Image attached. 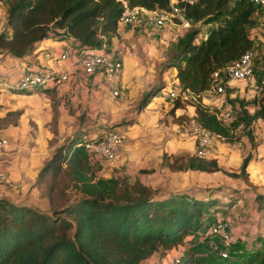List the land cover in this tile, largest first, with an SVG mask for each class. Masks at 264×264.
I'll return each mask as SVG.
<instances>
[{"label":"trees","instance_id":"16d2710c","mask_svg":"<svg viewBox=\"0 0 264 264\" xmlns=\"http://www.w3.org/2000/svg\"><path fill=\"white\" fill-rule=\"evenodd\" d=\"M181 1L192 22L212 25L206 39L196 42L198 30L179 39L164 64L179 80V93L172 113L185 102L180 97L189 91L201 98L217 71L254 50L251 27L257 24V7L249 0ZM7 5V28L0 33V54L23 61L45 39L69 40L77 49L103 48L112 52V41L119 35L125 2L130 7L149 10L170 9L171 0H0ZM96 75V74H95ZM91 75V76H95ZM166 83L145 93L138 108L143 111L166 88ZM50 90V89H46ZM21 93V90H13ZM34 93V92H33ZM28 94V93H25ZM32 94V93H29ZM200 100V99H199ZM243 108L232 124L224 123L217 113L200 101L194 105V119L200 127L230 142L233 129L245 128L264 118V106L253 114ZM0 91V121L2 119ZM116 129L114 127L106 130ZM94 138H71L56 148L52 158L39 172L40 180L51 179L50 191L60 175L69 177L77 199L44 212L7 197H0V264H142L158 252H170L200 234L203 227L217 222L216 200L197 198L185 192L158 194L140 181L103 177L95 172L94 155L87 143ZM252 154L238 170H225L216 158L186 154L163 156L171 171L220 172L236 179H249ZM154 168H141L151 174ZM258 210H264V194H257ZM233 244L232 256L203 261L194 252L183 264H264V250L255 248L240 255Z\"/></svg>","mask_w":264,"mask_h":264},{"label":"rangeland","instance_id":"374dc122","mask_svg":"<svg viewBox=\"0 0 264 264\" xmlns=\"http://www.w3.org/2000/svg\"><path fill=\"white\" fill-rule=\"evenodd\" d=\"M256 19L257 24L251 27V38L255 44L254 76L246 80L224 77L225 93L217 96L218 104L205 100L203 95L200 100L198 97L184 99L181 95L185 112L180 115L171 111L176 100L164 96L170 90H179L173 84L174 70L167 71L164 64L168 52L187 32L199 31L196 42L204 37L207 26L202 22H192L190 27L174 29L169 34L171 39L164 45L155 43L153 38L164 36L168 33V27L155 30L147 24L143 15L136 23L129 25L128 29L135 31L130 46L132 57L144 55L148 61V71L142 80L137 75L125 80V59L122 58L124 73L121 96L113 94L104 77L96 82L94 76L82 72L74 74L69 89H38L32 94L23 91L16 94L12 91L15 95L4 89L1 97L3 114L0 137L9 138L16 147L9 154L3 153L2 157L4 168L9 174L14 173L16 179L0 184V197L12 198L44 212L70 204L78 195L69 177L60 175L54 181L53 191H50L48 186L52 181H41L40 170L52 158L56 148L67 140L94 138L107 128L118 129L126 125L131 127V131L129 135L120 131L124 145L117 159L106 162L94 155V168L98 176L140 181L162 195L176 191L216 200L213 209L216 218L230 224L234 243L241 244L235 246L237 252L245 255L251 249L264 250V212L258 210L255 202L257 194H264V118L255 120L249 128L241 124L236 130L233 129L236 138L233 142L215 136L208 150L207 157L216 158L228 171L238 170L243 159L252 154L248 180L232 178L223 171H171L163 163L164 155L176 157L198 154L203 128L193 117L195 102L200 101L217 113L226 124L238 119L243 108L242 102L251 114L264 106V89L258 92L254 90V84L264 81V8H258ZM139 24H147L148 31L141 34L137 27ZM153 64L155 72L152 71ZM166 81L171 88H164L146 107L150 112L144 127L143 122L136 119L142 112L138 105L146 92ZM157 109L161 112L160 117H151ZM28 149L36 153H27ZM28 155L32 159H27ZM34 157L38 159L32 161ZM25 162L30 164L29 167ZM141 168H154L155 171L144 174L139 172ZM232 248L228 252L229 256H232ZM223 250V241L211 235L209 227L205 226L200 234L190 235L185 245L170 252H158L142 264H170L175 256L184 260L191 252L207 262L223 257Z\"/></svg>","mask_w":264,"mask_h":264},{"label":"built area","instance_id":"2783aa9c","mask_svg":"<svg viewBox=\"0 0 264 264\" xmlns=\"http://www.w3.org/2000/svg\"><path fill=\"white\" fill-rule=\"evenodd\" d=\"M183 1H187L191 4L196 2V0ZM249 1L252 2L257 9L264 8V0ZM185 9V6L181 5L180 0H171L170 9L167 10H149L139 6L130 7L125 2V9L120 18V24L129 26L136 23L140 19V16L143 15L149 26L156 28H186L191 26L192 21L186 17ZM254 58V50H247L238 61L225 68V77L229 80H246L253 77L255 65ZM58 60H72V68L61 71L52 66L40 69L26 67L22 75L15 81H10L7 76L0 71L1 95L4 89L8 91L17 89L27 92L28 94L37 92L38 89H69L74 74L78 72H82L89 76L102 73L108 84V88L113 94L115 96L122 95L121 84L124 73V63L121 57L113 52L107 51L105 47L81 49L66 48L59 54ZM223 78L224 76H222L219 71L213 74L211 87L203 94L205 100L214 101L217 104L219 103L217 96L225 93ZM263 89L264 81L260 84H254V90L256 92ZM164 96L174 101L178 98L179 91L173 89L165 93ZM182 96L184 99H189V97L195 98L189 91H183ZM219 118L221 119L220 116ZM215 136L221 137L209 130L203 129V136L200 139V149L197 152L199 156L207 157L212 139ZM123 145L124 138L120 131L118 129H110L105 130L101 134L100 140L88 142L87 149L91 154L105 159L106 162H111L119 157ZM10 147V139L0 137V184L8 183L11 180L9 172L4 168V160L2 157L3 153L10 150ZM229 227L230 224L223 219H217V222L209 227L210 234L223 241L224 250L222 256L224 258L229 257L228 252L235 242ZM170 264H183V259L180 256H175Z\"/></svg>","mask_w":264,"mask_h":264},{"label":"crops","instance_id":"0c3cea01","mask_svg":"<svg viewBox=\"0 0 264 264\" xmlns=\"http://www.w3.org/2000/svg\"><path fill=\"white\" fill-rule=\"evenodd\" d=\"M206 26H207V32L205 33L203 38H201L200 40L198 39L197 43H200L202 40L207 38L208 32H209L210 28L212 27V25H206ZM137 27H139L141 34H142V32L148 31L147 24H146V26L139 24ZM151 27H153V26H151ZM5 28H7V5L4 2H0V33ZM153 28H155V30H159V28H156V27H153ZM168 28H169L168 33L164 34V36H162V37L158 36L157 38H155V37L153 38L155 43L161 44V45L167 44V42L171 39V35H169V34L173 33V31H174V29H176V27H168ZM130 29H128V26L120 25L119 35L117 37H115L112 41V50H113L112 52L115 53L117 56L125 59V75H124L125 80H127V78L129 79L131 75L132 76L137 75L140 78V80H142V78H144L143 76H145L144 74L148 71V64H146L148 61L146 60L145 56L142 54L141 55L136 54V55H134V57H132L133 54L131 53L132 49L130 46H131V41L133 40V37L135 36L134 35L135 31L133 29L132 30H130ZM141 34L139 36H141ZM66 48L77 49V48L73 47L72 44H70L69 40L50 38V39H45L43 41H40L37 44V48H36L35 52L32 55L25 58L23 61H19L17 59H14L11 56L6 55V54H0V71L3 72L4 75L7 76V78L10 81H15L22 75V72L24 71V69L26 67L33 68V69H40V68L52 66V67H55L61 71L71 69L72 68V60H68V61L58 60L59 54L62 51H64ZM152 71L155 72V64H153V66H152ZM170 71H173V69H171ZM101 77H104V75L102 73H97L94 76V80H96V82L100 81ZM165 83L167 85L166 88H168V89L171 88L169 86L168 81H166ZM173 84L177 87L179 85V80L175 77V71H174V76H173ZM12 91L13 90L9 91V94L13 95L14 93ZM2 95H1V97H2ZM22 96H24V95H22ZM149 112L150 111L148 110V108H146L145 111H142L136 117V119L139 122L140 121L143 122L144 127L148 123V113ZM163 112H165V110H163ZM184 112H185V107H182L176 111L177 115H180L181 113H184ZM153 113H155V114H152L151 117L159 118L161 115V112L159 109L154 110ZM193 116H194V108H193ZM130 129H131V127H129V126L126 127V125L118 127L119 131H123V132L127 133L128 135L130 134V131H131ZM15 147L16 146H14V143H12V141H11L10 150L8 152H6V154L11 153L15 149ZM29 151H30V153L35 152L33 150L28 149L27 153H29ZM42 156H40V158H42ZM11 157H12V159H14V156H11ZM27 157H28L27 159H32V157H30V155H28ZM37 159H38L37 157H34V159L32 161H35ZM44 162H45V159H44ZM25 163L29 167L30 164L28 162H25ZM17 173H19V172H17ZM14 176H15V178H14ZM10 177H11V179H16V175L14 173H12V174L10 173ZM14 201H16V200H14ZM262 211L264 212V210H262Z\"/></svg>","mask_w":264,"mask_h":264}]
</instances>
